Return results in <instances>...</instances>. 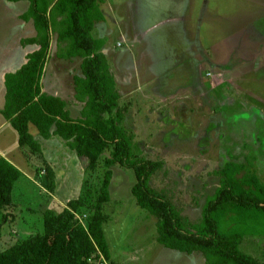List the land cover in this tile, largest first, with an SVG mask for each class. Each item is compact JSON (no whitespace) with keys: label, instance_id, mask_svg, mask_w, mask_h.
Wrapping results in <instances>:
<instances>
[{"label":"rangeland","instance_id":"rangeland-1","mask_svg":"<svg viewBox=\"0 0 264 264\" xmlns=\"http://www.w3.org/2000/svg\"><path fill=\"white\" fill-rule=\"evenodd\" d=\"M99 3L105 22L98 24L92 35L107 42L106 56L120 82L118 89L124 101L132 103L125 126L135 133L145 155L163 166L152 186L173 199L190 222H196L207 197L219 186L214 172L225 164L256 158L257 175L264 183V0ZM22 4L0 0V43L7 38L9 43L15 39L16 44V37L5 33H12L18 24L16 15L23 11ZM56 39L55 34L54 46ZM118 44L128 51H119ZM52 56L42 81L49 89L58 68L64 77L67 106H73L72 87L74 77L82 76V59L64 61L60 67L61 60ZM72 106L69 108L75 112ZM71 116L81 114L71 112ZM2 122L0 115V135L4 134L5 141L10 136L12 148L17 133L11 127L4 133ZM36 136L42 150L45 148L44 162L54 171V190L38 179L30 166L34 176L15 184L16 208L8 221L0 222V250L42 232L44 213L38 212L42 207L60 213L71 200L84 197L93 205L99 196L98 177L91 179L71 150L67 153L64 149L65 154H60L54 165L49 159L54 156L50 154L52 142L46 143L38 133ZM73 165L82 175L77 179L71 172L66 179V169ZM121 171L125 179L118 177L120 184L113 191L111 188L112 201L105 205L110 221L103 227L116 260L107 263L206 264L200 253L188 255L157 241V218L129 204L131 198L136 202L131 191L136 183L134 172ZM43 172L42 179L46 176ZM86 178L90 180L85 183ZM46 179L50 184L51 178ZM241 250L264 263V236H246Z\"/></svg>","mask_w":264,"mask_h":264},{"label":"trees","instance_id":"trees-1","mask_svg":"<svg viewBox=\"0 0 264 264\" xmlns=\"http://www.w3.org/2000/svg\"><path fill=\"white\" fill-rule=\"evenodd\" d=\"M4 1L30 3L21 19L32 20L37 35L22 39L21 44L37 45L38 49L28 55L27 63L18 71L5 76V106L1 113L17 131L20 147L36 170V177L51 191L54 171L44 162L41 145L29 131L30 124L37 127L45 140L55 135L67 142L84 164L85 172H90V178L98 177L95 184L99 196L93 205L80 197L69 201L60 213L47 210L42 232L0 250V264L110 261L103 226L110 221L105 205L111 200L114 167L134 172L132 194L142 209L157 218V241L165 248L188 255L200 253L206 264H264L241 250L246 236H264V183L257 175L256 158L229 162L215 170L219 186L207 197L196 222H190L173 199L152 186L154 176L163 166L145 155L135 133L126 128L132 103L122 104L109 59L103 52L106 41L92 35L96 23L105 19L101 0ZM55 34L57 58L82 59L83 76L74 77L75 97L84 103L82 117L77 120L70 117L64 100L42 90ZM42 171L51 178L50 184L46 176L42 179ZM21 176L17 167L0 158L2 224L16 208L13 190Z\"/></svg>","mask_w":264,"mask_h":264},{"label":"crops","instance_id":"crops-1","mask_svg":"<svg viewBox=\"0 0 264 264\" xmlns=\"http://www.w3.org/2000/svg\"><path fill=\"white\" fill-rule=\"evenodd\" d=\"M25 2H27V3L25 4ZM7 3H11V4H14V5L23 3L22 5H24L25 7H24L22 12H20V13H18L16 15V21H18V24L15 25L16 22H13V24L15 25L14 28H13V32L12 33H9V32L5 33L7 37L13 34L14 38L16 37V44L14 43L15 39L13 40V42L9 43L8 40L6 41L7 38H3V43H0V102L2 100V103H0V115H1V117H3V122H2L1 126H3L4 133L7 130L11 131L9 127L13 128L11 126V124L4 118V116L1 113V111L3 110V108L5 106V96H6L5 76L8 73H14V72L18 71L23 65H25L27 63L28 55L33 53L34 51H36L38 49L37 45H28V46L23 47L22 44H21L22 39L33 38V37H35L37 35V31H36V29L34 27L33 21L31 20L29 22H26L23 19H21L22 14H24L29 9L30 3L28 1H20V2H17V3H13V2H8L7 1ZM13 21H15V19H13ZM103 22H105V21H101V22L96 23L95 29L98 26V24L103 23ZM21 33L23 35H21ZM117 46L120 47L121 45L118 44ZM124 49L121 48L119 51H122ZM107 51H109V48H107V42H106L105 48L103 50L105 55H106ZM127 51H128V49L126 48L125 52H127ZM53 52H54L55 57H56L57 39H56L55 46H54L53 41H52L50 59H51V56L54 55ZM125 52H123V53H125ZM50 59H49V61H50ZM59 60H61L60 65H59L60 67L62 66L63 63H66L64 61H69V60H64V59H59ZM110 69H111V72H112V74H113V76L115 78V81H116V84H117V88H118V85L120 84V82L116 78V76L114 75L113 70L111 68V65H110ZM77 76L78 75H76L75 77H77ZM82 76H83V74H82ZM82 76H78V77H82ZM42 80H43V78H42ZM53 81L54 82H52V84L50 85L49 89L45 88L44 81H42L41 84H42L43 92H45L47 94H50V95H53V96H56V97H60L62 100H64L66 102V105H68V102H67L68 98H67V96L64 95V93H65L64 88H63V86L65 85L64 77H63L62 73L59 72L58 68H57V71L53 75ZM59 84L62 87H60ZM72 89H73L72 93L74 95L73 99H74L75 103L78 104V106H75V103L73 104V106L71 104L69 105V106H72V107H76L75 112L72 111L71 107L69 108V106H66V108L69 111L70 117L72 119H74V120H77V119L82 117L81 113H82V110H83L84 103L81 102V101H78L76 99V97H75V89L73 87H72ZM48 90H50V91H48ZM118 91H119V89H118ZM119 93H120V91H119ZM120 95L122 97L121 93H120ZM123 103H126V102L124 101V99L122 97V104ZM71 112L76 113L77 115L81 114V117L73 118L71 116ZM29 131H30V133L33 135V137L35 139L38 138V136H36V133H38V135L40 136V133H39L37 127L35 125H33V124L29 125ZM16 133H17V131H16ZM52 137L50 139H48V142H46V143L50 144V142H52L53 147L50 150V154L53 153L54 156L52 157V155H50L52 158H49V159L52 162H54V165H55V161L59 162L60 154L61 155L65 154L64 149H66L67 153L71 149L69 148L67 142L64 143V141L60 140L59 137L58 138H56V137L52 138ZM9 138H10V136H6L7 141H5L4 140V134L0 135V158L6 159L7 161H9L11 164H13L15 167H17L21 171L22 176L17 181L18 183L16 182L17 184H19V182L22 181L24 178L33 177L34 176V172L30 168V164L28 163V160H27V157H26V154H25L24 150L20 147L18 133H17V138H16V145H14L12 148H10L9 143H8L9 142ZM58 148H61V150H59ZM44 149L45 148L43 147V150ZM73 152L74 151L71 150L72 155L75 157L74 158L75 161H77V162H79L81 164L82 162L78 158L76 152H74V153ZM44 155H46V154L44 153ZM66 163L67 162H65L64 164H66ZM66 165H68V164H66ZM70 167H72V166H68L67 169H66V172H65V176L66 177L65 178L68 179V176L71 175V172H73L75 174V176H77L76 177L77 179L80 178L78 175L81 176L82 174L81 173L79 174L77 172V170H75V168H74L75 166L73 165L72 168H70ZM113 171H114L113 179H112V183H111V187H110V198H111L110 202L112 201V196L111 195H112L113 189L118 184H120V181H121V178L119 179L120 181H117L118 177H122L123 180L125 179V176H124L125 173L122 172L120 168L118 169V168L114 167ZM57 173H58V169H57ZM61 174H62V172H61ZM18 187H19V185L17 186V188ZM111 188H112V191H111ZM60 197H62V196L60 195ZM51 202H53V201H51ZM129 204H130L132 209H138V207H139V205L137 204V201L135 202L133 198H131L129 200ZM42 209L43 210H41V209L38 210V212L43 211V213H45L49 209L53 210L52 208H43V207H42ZM24 223H26V222L24 221ZM19 225H21V224H19ZM22 227H23L24 230L27 229V227H24V226H22ZM104 233H105V231H104ZM105 236H106V240H107V243H108V246H109L111 259H112V261L116 262V260H115V258L113 256V252H111L112 244L110 243L106 233H105ZM113 242L116 244L115 241H113Z\"/></svg>","mask_w":264,"mask_h":264},{"label":"built area","instance_id":"built-area-1","mask_svg":"<svg viewBox=\"0 0 264 264\" xmlns=\"http://www.w3.org/2000/svg\"><path fill=\"white\" fill-rule=\"evenodd\" d=\"M102 264H109V263H107V262H103Z\"/></svg>","mask_w":264,"mask_h":264}]
</instances>
